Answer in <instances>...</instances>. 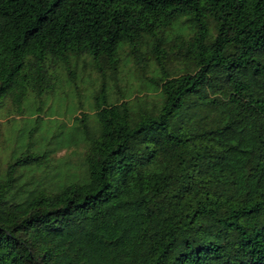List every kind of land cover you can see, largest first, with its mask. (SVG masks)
<instances>
[{"label":"trees","instance_id":"trees-1","mask_svg":"<svg viewBox=\"0 0 264 264\" xmlns=\"http://www.w3.org/2000/svg\"><path fill=\"white\" fill-rule=\"evenodd\" d=\"M0 110V264H264V0H0Z\"/></svg>","mask_w":264,"mask_h":264},{"label":"rangeland","instance_id":"rangeland-1","mask_svg":"<svg viewBox=\"0 0 264 264\" xmlns=\"http://www.w3.org/2000/svg\"><path fill=\"white\" fill-rule=\"evenodd\" d=\"M53 106V104H52ZM68 107H69V112L70 114L72 113V108L73 106L71 105V103H68ZM55 106H53V108H51L52 110H54ZM61 109L57 110L56 114L53 117H47L45 119V121H52L54 119H62L61 117ZM50 112V111H49ZM69 117V116H68ZM69 118H67L65 120V122H69L68 121ZM22 120L18 117H12L11 115L6 114L5 111L0 110V124L2 125V133L3 136L1 137L0 143L2 142V144H5L3 146L0 147V158L2 160H4L7 157V154L9 152V148L11 149L13 147V144L16 143L17 145L21 146L25 143V136H19V134L22 132H18L19 130H21V128H23V126L20 125V122ZM28 126L24 128V131L26 132L28 130ZM4 141V142H3ZM5 147V149L3 150V148ZM64 153H60L58 155V157L62 156Z\"/></svg>","mask_w":264,"mask_h":264}]
</instances>
